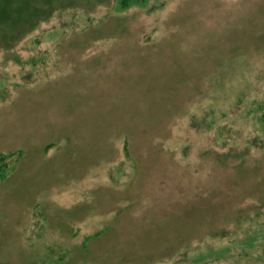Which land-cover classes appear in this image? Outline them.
<instances>
[{
  "label": "rangeland",
  "instance_id": "1",
  "mask_svg": "<svg viewBox=\"0 0 264 264\" xmlns=\"http://www.w3.org/2000/svg\"><path fill=\"white\" fill-rule=\"evenodd\" d=\"M0 264H264V0H0Z\"/></svg>",
  "mask_w": 264,
  "mask_h": 264
},
{
  "label": "trees",
  "instance_id": "2",
  "mask_svg": "<svg viewBox=\"0 0 264 264\" xmlns=\"http://www.w3.org/2000/svg\"><path fill=\"white\" fill-rule=\"evenodd\" d=\"M126 0H124V2H125Z\"/></svg>",
  "mask_w": 264,
  "mask_h": 264
}]
</instances>
